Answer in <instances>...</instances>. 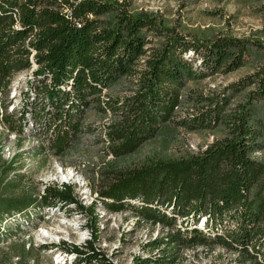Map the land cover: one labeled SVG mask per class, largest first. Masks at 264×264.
<instances>
[{
    "label": "trees",
    "instance_id": "obj_1",
    "mask_svg": "<svg viewBox=\"0 0 264 264\" xmlns=\"http://www.w3.org/2000/svg\"><path fill=\"white\" fill-rule=\"evenodd\" d=\"M257 51L245 38H212L205 31L189 36L100 0H0L1 111L11 132L40 138L60 156L83 134L91 111L112 115L118 121L109 127L108 139L118 159L174 130L220 136L188 158L152 159L116 172L90 206L69 184L49 186L41 198L0 197V228L28 207H74L90 239L81 247L63 242L42 249H62L74 257L73 264H114L95 247L100 209L131 210L137 224L169 230L151 238L148 255L135 257L133 264H181L184 251L196 246H221L241 264H264V161L257 158L264 152V52ZM34 53L38 69L23 93L21 115L13 119L11 101L5 103L11 81L32 68ZM255 60L254 75L216 95L189 87ZM130 81L127 96L111 94ZM186 99L193 114L181 116ZM29 253L23 247L22 255Z\"/></svg>",
    "mask_w": 264,
    "mask_h": 264
},
{
    "label": "rangeland",
    "instance_id": "obj_2",
    "mask_svg": "<svg viewBox=\"0 0 264 264\" xmlns=\"http://www.w3.org/2000/svg\"><path fill=\"white\" fill-rule=\"evenodd\" d=\"M100 1L128 15H150L164 26L189 36L205 31L211 33L212 38L223 35L245 38L254 48L257 46L258 53L264 52L263 0ZM262 58L264 61V55ZM258 68L259 60L251 61L245 68L227 75L217 74L201 84H191L189 87L195 92L213 96L227 86L254 75ZM28 83L20 80L16 84L20 97L13 100L6 98L5 103L10 104L12 101L14 106L13 109L9 107L8 112L13 111V119L21 115L22 98ZM122 84L111 92L115 98L127 96L134 85L132 81ZM186 102L187 99L181 116L193 114V103ZM117 121L118 118L112 115L103 116L91 111L83 134L60 156L45 149L48 146L44 140L19 134L12 138L6 126L0 125V197L23 200L27 195L38 197L43 184H69L75 187L82 203L90 206L103 188L113 182L116 172L138 167L152 159L182 160L206 150L220 139L218 134L212 132L196 133L179 129L146 145L132 156L118 159L111 153L108 139L109 127ZM27 131L33 132L30 127ZM257 158L264 161V152ZM100 212V239L95 247L114 264H133L135 257L146 255L145 246L151 238L154 239L156 234L157 237L169 234V230H163L159 225L145 222L137 224L131 210L120 214H108L104 209H100ZM85 224L84 217L74 207L67 211L42 210L38 205L28 207L22 215L6 218L2 222L0 264H73L74 257L69 258L62 249L44 250L42 247L60 246L63 242L84 246L90 239ZM223 230L219 229L221 233ZM23 247L29 249L30 253L22 255ZM181 264L241 263L236 253L224 247L196 246L184 251Z\"/></svg>",
    "mask_w": 264,
    "mask_h": 264
},
{
    "label": "built area",
    "instance_id": "obj_3",
    "mask_svg": "<svg viewBox=\"0 0 264 264\" xmlns=\"http://www.w3.org/2000/svg\"><path fill=\"white\" fill-rule=\"evenodd\" d=\"M34 55L35 53L31 56V62H32V68L30 70H27V71H24L18 75H16L12 81H11V85H10V95H9V98H11L12 100L17 98L19 95H21L20 93L18 94L17 91H18V86H16V84L20 81V80H26L27 83L30 82L32 79H33V76H34V73L35 71H37L38 69V66L36 65L35 61H34ZM29 73V74H28ZM26 76H28V78H26ZM29 84V83H28ZM11 91H13V93L11 94ZM23 93V92H22ZM20 97V96H19ZM2 97L0 96V111H1V101H2ZM12 103V101H11ZM14 108L13 104H12V109ZM5 125V122H4V116H3V113L1 111L0 113V125ZM7 128V127H6ZM7 132L11 134L12 138H15V135L16 133L15 132H11L8 128H7ZM46 149H49L48 147H46ZM54 185H60V184H54ZM49 186H53V185H47V184H43L42 185V189L40 191V194L38 195V198H41L42 196L45 195V189ZM157 238V234L154 236V239ZM158 252L157 251H154L153 254H157ZM148 255V253L146 252V255L145 256H142V257H146Z\"/></svg>",
    "mask_w": 264,
    "mask_h": 264
}]
</instances>
